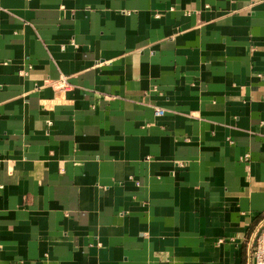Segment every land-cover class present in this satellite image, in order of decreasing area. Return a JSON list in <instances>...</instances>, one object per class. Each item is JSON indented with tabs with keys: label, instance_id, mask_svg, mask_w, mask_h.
<instances>
[{
	"label": "crops",
	"instance_id": "0c3cea01",
	"mask_svg": "<svg viewBox=\"0 0 264 264\" xmlns=\"http://www.w3.org/2000/svg\"><path fill=\"white\" fill-rule=\"evenodd\" d=\"M263 216L264 0H0V264H248Z\"/></svg>",
	"mask_w": 264,
	"mask_h": 264
},
{
	"label": "built area",
	"instance_id": "2783aa9c",
	"mask_svg": "<svg viewBox=\"0 0 264 264\" xmlns=\"http://www.w3.org/2000/svg\"><path fill=\"white\" fill-rule=\"evenodd\" d=\"M62 83V80H60ZM155 115L162 114L161 109H154ZM258 232H252L247 242V260L248 264H264V216L259 220ZM250 260V261H249Z\"/></svg>",
	"mask_w": 264,
	"mask_h": 264
}]
</instances>
